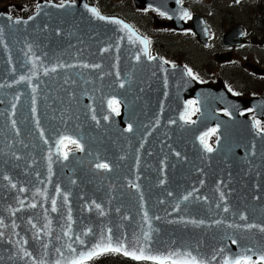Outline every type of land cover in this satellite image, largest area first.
<instances>
[{"label":"water","instance_id":"1","mask_svg":"<svg viewBox=\"0 0 264 264\" xmlns=\"http://www.w3.org/2000/svg\"><path fill=\"white\" fill-rule=\"evenodd\" d=\"M134 1L140 9L171 16L175 28H184L186 11L179 18L183 8L178 0ZM63 4L43 2L27 18L0 12V264H71L80 251L99 241L102 231L111 228L114 239L143 242L149 224L157 231L151 233L146 254L179 261L185 257L175 253L192 251L198 259L220 264L245 247L253 249L258 260L264 233L227 226L264 224V131L258 133L251 121L239 116L252 101L244 105L225 96L222 88L199 86L180 67L149 59L132 28H124L123 21L113 23L118 20L113 17L101 14L106 19H99L87 0ZM235 37L236 32L227 35ZM21 76L27 79L21 81ZM121 83L128 87L121 88ZM190 98L198 101L200 111L192 124L182 119ZM109 100L120 102L119 117ZM36 102L58 115L33 132L23 124L22 114L31 115L24 104ZM222 108L230 119L217 113ZM105 117L119 118L124 133L132 124L134 136L144 141L137 161L103 159L100 133L107 126L101 122ZM81 118L83 129L77 130ZM214 125L218 139L208 152L200 137ZM65 135L83 149L68 159L61 157L57 144ZM73 156L78 158L69 169L65 164ZM103 163L110 170L96 167ZM225 206L229 212L223 211ZM240 214L248 220H240ZM88 229L92 233L85 235ZM77 236L85 244H79Z\"/></svg>","mask_w":264,"mask_h":264},{"label":"flooded vegetation","instance_id":"2","mask_svg":"<svg viewBox=\"0 0 264 264\" xmlns=\"http://www.w3.org/2000/svg\"><path fill=\"white\" fill-rule=\"evenodd\" d=\"M48 1L61 3L62 0H38L39 3ZM75 2L77 0H63V2ZM92 6L98 8L102 13L109 16H116L128 25H130L141 37L146 38L150 41L148 45V56L154 57V59H159L168 67H180L185 70L192 69L193 75H187L194 80L196 83L209 87L220 86L223 89H226L232 96L240 97L245 99H259L262 102L258 103L261 106L258 109L248 107L246 110L239 113L240 116H244L246 119H250L255 123L259 121L261 125V130L264 128V113L261 117L257 114L262 113V108L264 107V63L261 58H259L255 53L258 51H264V21L255 16L248 15L249 24L245 25L244 23L238 24H226L228 28L222 27L221 24V33L216 32L213 27L214 24L210 22V18L206 16L204 12H201L199 8L196 9V5L201 4L200 0H180L181 5L186 7L189 13V16H186L183 21L184 29L175 30L174 27H171L172 21L165 15H161L155 10L151 9H138L135 6V11L131 13L119 12L110 13L103 7L102 3L104 0H87ZM35 2L34 7L37 6ZM263 0H259L257 6L259 7L260 12H263V7L261 4ZM255 6V5H252ZM138 13H154V19H157V15L161 16L163 19L161 22L157 21V26L162 27L159 30L163 35H178L179 40L187 38L182 42L181 46H170L162 44L158 39L159 37L154 38L152 30L146 27L147 19H142L138 17ZM195 17L202 18L206 23V28L208 30L207 37L204 41L198 37L194 29H202V21L196 20ZM228 18V16H226ZM230 20V18H228ZM264 19V18H263ZM238 28L240 32L239 45L228 44L226 45L223 37L224 35L232 28ZM237 40H235L236 42ZM192 43L197 49H199L206 56L207 59L202 60L200 64H196L195 60L190 54V47H187V43ZM243 54L246 57V60L241 65H236L235 68L238 71L246 73L242 76V81H235L233 79V73H229V69L232 68L230 64L235 58ZM254 56V57H252ZM261 60L260 62L250 59ZM167 61V63H165ZM263 103V105H262ZM37 105V106H36ZM186 107H188L187 112L185 113L184 119L188 121H193L198 118L199 108L197 101L195 99H189L186 101ZM41 106L39 102L29 106L27 109L34 115L39 112ZM35 109V111H33ZM198 109V111H196ZM224 115L228 113L224 110ZM257 128V127H256ZM258 130V129H257ZM259 130V131H261ZM207 136L205 137V140Z\"/></svg>","mask_w":264,"mask_h":264},{"label":"snow or ice","instance_id":"3","mask_svg":"<svg viewBox=\"0 0 264 264\" xmlns=\"http://www.w3.org/2000/svg\"><path fill=\"white\" fill-rule=\"evenodd\" d=\"M237 3H239V0H236ZM63 0L61 2V4L59 5V7H63ZM90 11L97 16L99 19L104 20L106 19V17L102 16L100 14V12L96 9V8H92L90 9ZM164 13H161V15H163ZM185 16H189V13L184 12ZM17 23H19L20 21H16ZM113 23L116 24H120L122 23L119 20H115L113 21ZM124 28L128 29L130 32L132 31L129 26L127 24L124 25ZM3 35V29L0 28V37H2ZM144 46H145V52L147 53V48L148 45L150 44V41H148L146 38L142 39L140 41ZM29 49H31V46L29 45ZM107 50V49H105ZM137 60H139V57H136ZM149 59H154V57L149 56ZM165 63H167V61H165ZM85 67H88V65H84ZM93 67H100L99 65H93ZM53 71H55V69H52ZM187 73L188 75H193L192 73V69H187ZM117 75H119L117 73ZM27 78L24 76L20 77L21 81L26 80ZM74 83V81H73ZM120 87L123 88L124 84L121 83ZM33 91H35V89H33ZM118 104V101L116 100H109L108 101V105L110 108H112V111L117 112V114L119 115V111L116 107H113L114 105ZM33 111H35V109H33ZM198 111V109L196 110ZM93 119H95L96 117L93 116ZM184 117H182L183 119ZM105 119H107V117H105ZM194 122V121H193ZM13 125L15 126V121L13 120ZM38 123V122H37ZM256 127L258 130H261V125L259 123V121L256 122ZM128 131H131V125H129L128 127ZM216 129H212V132H215ZM208 133H205V136H207ZM205 136H201L200 140L201 143L204 144L206 150L208 152H212L213 149L208 146V144L205 142ZM65 141H68L74 145H76L78 148H81V145L79 144V142L75 139H72L71 136H62L60 140L57 141V144H64ZM177 156H179V153H176ZM64 159H68V154L67 152H65L64 154ZM97 168H102L105 170H110L109 169V165L107 163H103V164H97L96 165ZM49 171H51V168H49ZM5 179H7V177H5ZM161 183H163V181H161ZM203 183V181L201 182ZM13 187H15V185H12ZM57 191H59V189H57ZM169 195H172V193H169ZM193 193H188L187 195H185L183 197V199L185 201H187L189 199L190 196H192ZM67 199V197L65 196V200ZM141 199H143V197L141 196ZM205 200H207V197H204ZM220 199L221 201H225V196L224 193L221 192L220 193ZM258 199V197H257ZM52 211L55 212L57 211V207H56V200L53 199L52 200ZM93 203L95 204V207L97 209H101V205L95 203V201H93ZM33 207H35V205H32ZM217 208L220 207V205L218 204L216 206ZM229 208L227 206H225L223 208L224 212H229ZM117 211H119V209H117ZM103 211L101 210V215H103ZM144 218L145 220H148V214L147 212L144 213ZM69 219H71V216H69ZM125 219H127V217H125ZM155 219L159 220L160 217H155ZM239 219L242 221H247L248 217L244 214H240L239 215ZM0 223H3V221H0ZM192 223L194 224H204L205 221L204 220H200V221H192ZM214 223L216 224H220L223 223V221H215ZM15 227V225H13ZM229 228H236L238 230L243 229L244 231H251L252 229H258L259 232L264 233V224H256V223H245L244 225H238V224H228L227 225ZM69 231H71V229H69ZM153 231H157L156 229H154L152 227L151 224H149L148 226V231L143 232V242H141L140 238H135L132 241H128L127 237L124 238H115L112 235V229L108 228L107 229V233L105 234V232H101L100 233V238L99 241L92 244L87 251H80L78 254V258L77 259H73L71 261V264H86V261L91 260L94 257H99L105 253H122L124 256H129L135 260H150V261H154L155 264H211L210 260H204V259H198V257L196 255H193L192 251H186L184 253H175V255H183L185 258L183 260H171L169 261V259L167 257H163V256H154V255H150V254H146L148 251H150V241H151V233ZM92 230L88 229L87 232L85 233V235L87 234H91ZM0 235H3L2 233H0ZM76 240L79 242V244L83 245L85 244V241L80 239L79 236L76 237ZM232 244H237L238 240L233 238L231 240ZM130 246H131V250H130ZM69 249L72 250L73 252L76 251V249L72 248V245H68ZM57 251H60L59 249H57ZM224 250H220V253L223 254ZM246 252H251L252 255H244V253ZM27 256H30L31 253H28L27 251H25L24 253ZM170 256L173 255V253L169 254ZM253 255H256V252L251 249V248H245V247H241V254L237 255L234 259H228L225 258L223 260L220 261V264H264V250H261L260 255H259V259L258 260H254L253 259ZM216 258V253H213L212 256V260H215Z\"/></svg>","mask_w":264,"mask_h":264},{"label":"rangeland","instance_id":"4","mask_svg":"<svg viewBox=\"0 0 264 264\" xmlns=\"http://www.w3.org/2000/svg\"><path fill=\"white\" fill-rule=\"evenodd\" d=\"M38 0H0V10H10L11 14L14 16H18L24 13V15H29L35 9L34 5ZM259 0H239V3L236 0H200L199 5H196V9L199 8L201 12H204L206 16L210 18V22L214 24V28L216 32L221 33V24L222 27L228 28L229 24H238L244 23L245 25L249 24L248 15H252L253 17L260 18L264 21V3L261 4L263 7V12H260L257 3ZM105 10L110 13H131L133 10L135 11V6L130 0H104L102 3ZM255 5V6H252ZM10 11H8L10 13ZM138 17L142 19H147L144 24H146L147 28H150L153 33V37H159V41L164 45L176 46L182 44L187 38H183L181 41L178 39V35H163L160 34L162 27L157 26V21L161 22L163 19L161 16L157 15V19H154V13H138ZM230 18V20L226 17ZM224 21L226 24H224ZM184 40V41H183ZM190 47V54L195 60L196 64H200L202 60L207 59L199 49H197L192 43L188 42L187 47ZM259 58H261L264 63V51H258L255 53ZM254 57V56H252ZM246 60V57L243 54H239L237 58L233 60L230 64L232 68L229 69V73H233V79L236 81H242V76L246 75V73L242 71L236 70V65H241ZM256 60L260 62L261 60L251 58L250 61Z\"/></svg>","mask_w":264,"mask_h":264},{"label":"trees","instance_id":"5","mask_svg":"<svg viewBox=\"0 0 264 264\" xmlns=\"http://www.w3.org/2000/svg\"><path fill=\"white\" fill-rule=\"evenodd\" d=\"M89 264H149V263H135L117 254H106L94 259Z\"/></svg>","mask_w":264,"mask_h":264}]
</instances>
